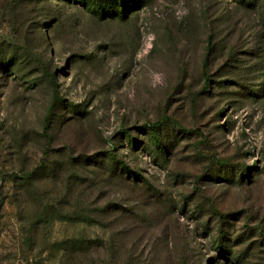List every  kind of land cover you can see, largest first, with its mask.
Returning <instances> with one entry per match:
<instances>
[{
  "label": "rangeland",
  "instance_id": "374dc122",
  "mask_svg": "<svg viewBox=\"0 0 264 264\" xmlns=\"http://www.w3.org/2000/svg\"><path fill=\"white\" fill-rule=\"evenodd\" d=\"M74 240L264 264V0H0V264Z\"/></svg>",
  "mask_w": 264,
  "mask_h": 264
},
{
  "label": "trees",
  "instance_id": "16d2710c",
  "mask_svg": "<svg viewBox=\"0 0 264 264\" xmlns=\"http://www.w3.org/2000/svg\"><path fill=\"white\" fill-rule=\"evenodd\" d=\"M123 168H125V166H123ZM33 178V174H27L25 175V180H31ZM80 242L79 241H76L74 240V242H71L69 244H66V250H63L64 251V255L62 258H60V261L57 263V264H70V260L67 261V258H70L69 256H67V249H71L72 251L77 249L78 247H83L82 245L80 246ZM88 250V248H85ZM74 252V251H73Z\"/></svg>",
  "mask_w": 264,
  "mask_h": 264
}]
</instances>
